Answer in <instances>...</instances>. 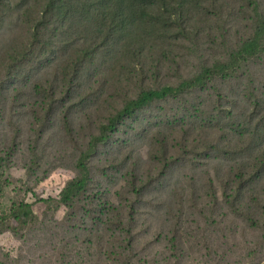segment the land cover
<instances>
[{
  "label": "rangeland",
  "instance_id": "rangeland-1",
  "mask_svg": "<svg viewBox=\"0 0 264 264\" xmlns=\"http://www.w3.org/2000/svg\"><path fill=\"white\" fill-rule=\"evenodd\" d=\"M14 1L0 7L1 221L24 201L39 222L48 212L57 224L0 232V264H83L62 259L75 233H60L67 209L49 201L79 175L91 138L143 91L178 86L226 59L252 30L253 12L249 0H192L186 30L175 24L155 41L102 48L77 66V31L59 22L33 42L34 10ZM263 151L264 55L127 116L89 166L117 204L115 224L132 212L138 223L116 226L122 239L92 251L90 264H264V172L247 181Z\"/></svg>",
  "mask_w": 264,
  "mask_h": 264
},
{
  "label": "trees",
  "instance_id": "trees-1",
  "mask_svg": "<svg viewBox=\"0 0 264 264\" xmlns=\"http://www.w3.org/2000/svg\"><path fill=\"white\" fill-rule=\"evenodd\" d=\"M4 1L7 0H0V7ZM190 1L192 0H180L178 3L171 0H15L14 3L17 8L23 6L34 10L31 13L35 14L34 18L29 23L33 29V42L42 41L56 23L71 25L64 32L69 33L70 29H73V32L77 31V66H81L83 63H91L102 48L112 49L117 45L142 40L144 43L155 41L162 36L167 37V34L162 32L175 24L186 30L192 13V8L188 7ZM249 5L254 19L252 30L227 53L226 59L206 65L199 73L181 81L178 86L143 91L103 123L98 134L91 138L87 150L81 153L76 162L79 175L66 183L59 200L49 201L51 204L57 203L53 207L50 205L49 209L59 210L61 207L67 209L65 217L58 222L62 225L60 233L64 236L71 232L75 233L74 242H67L64 247L66 252L62 255L63 260L68 258L73 260L76 257L83 264H90L94 261L92 251L94 252L96 248L102 249L109 243L115 244L122 239V233L116 226H124L126 221L138 223L136 215L132 212L129 217H120L118 224H115L113 216L119 214L116 210L117 204L108 197L107 191L96 185L89 166L98 147L110 140L111 134L120 123L127 116L156 101L180 98L195 89L207 87L211 80L217 77L227 78L253 58L264 55V13L258 0H249ZM74 24L76 25L73 27ZM263 172L264 151L260 154L256 167H253V174L247 181H252ZM130 189L131 192L140 195L143 188L136 190L132 185ZM80 204H84V214L79 213ZM32 206L24 201L14 203L10 209V216L3 219V222L0 215V232L11 230L18 232L19 235V231L27 229L32 224L40 223L41 231L50 229L53 223L57 224V220L48 218V212L39 222ZM12 221L17 224L16 227L11 225ZM81 232L86 234L81 236ZM128 232H130L128 242L131 246L136 243V236L131 231ZM79 243L88 249L85 257L78 248ZM76 248L77 252L74 253L73 250Z\"/></svg>",
  "mask_w": 264,
  "mask_h": 264
}]
</instances>
